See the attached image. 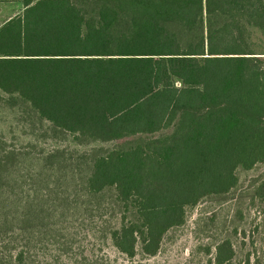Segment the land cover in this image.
Returning a JSON list of instances; mask_svg holds the SVG:
<instances>
[{
  "label": "trees",
  "instance_id": "obj_1",
  "mask_svg": "<svg viewBox=\"0 0 264 264\" xmlns=\"http://www.w3.org/2000/svg\"><path fill=\"white\" fill-rule=\"evenodd\" d=\"M24 6L0 27V99L55 136L98 145L81 190L112 193L121 253L157 255L188 210L264 164V0ZM234 255L225 240L214 264Z\"/></svg>",
  "mask_w": 264,
  "mask_h": 264
},
{
  "label": "rangeland",
  "instance_id": "obj_2",
  "mask_svg": "<svg viewBox=\"0 0 264 264\" xmlns=\"http://www.w3.org/2000/svg\"><path fill=\"white\" fill-rule=\"evenodd\" d=\"M95 146L55 136L48 124L26 119L0 99V264H18L20 253L22 264H214L225 240L233 246V264H264V164L240 169L230 195L188 210L186 223L165 235L157 255L139 247L130 258L110 237L119 221L112 193L90 200L81 190L86 155ZM56 151L57 158L47 159Z\"/></svg>",
  "mask_w": 264,
  "mask_h": 264
},
{
  "label": "crops",
  "instance_id": "obj_3",
  "mask_svg": "<svg viewBox=\"0 0 264 264\" xmlns=\"http://www.w3.org/2000/svg\"><path fill=\"white\" fill-rule=\"evenodd\" d=\"M24 8V0H0V27L19 15Z\"/></svg>",
  "mask_w": 264,
  "mask_h": 264
}]
</instances>
